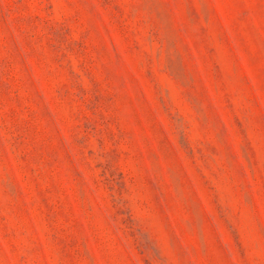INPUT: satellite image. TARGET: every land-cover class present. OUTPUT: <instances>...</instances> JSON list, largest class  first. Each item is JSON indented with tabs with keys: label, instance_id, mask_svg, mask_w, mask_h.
Segmentation results:
<instances>
[{
	"label": "rangeland",
	"instance_id": "374dc122",
	"mask_svg": "<svg viewBox=\"0 0 264 264\" xmlns=\"http://www.w3.org/2000/svg\"><path fill=\"white\" fill-rule=\"evenodd\" d=\"M0 264H264V0H0Z\"/></svg>",
	"mask_w": 264,
	"mask_h": 264
}]
</instances>
